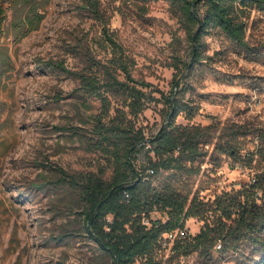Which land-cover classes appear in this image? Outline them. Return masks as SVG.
<instances>
[{
	"label": "rangeland",
	"instance_id": "1",
	"mask_svg": "<svg viewBox=\"0 0 264 264\" xmlns=\"http://www.w3.org/2000/svg\"><path fill=\"white\" fill-rule=\"evenodd\" d=\"M95 1L134 59L135 78L150 83L147 91L153 90L160 101L136 120L146 135H155L166 121L159 91L169 94L177 84L181 93L176 96L197 112L191 122L183 112L177 123L210 127L208 155L196 162L200 172L185 177L193 195L209 201L222 191L254 183L264 171V144L255 136L264 129V11L252 9L242 16L250 48L212 29L199 43L198 63L192 59L181 11L169 2L151 1L140 9L125 0ZM86 4L88 0H47L44 20L26 35L12 28V11L5 22L0 38V264H111L85 231L79 192L71 185L72 179L81 184L90 174L112 175L103 152L92 143L100 102L88 110L79 106L74 93L78 80L54 67L83 71L94 58L106 62L109 57L103 26ZM175 57L188 65L180 77L172 66ZM237 126L248 134L239 138L244 148L239 159L216 149L219 135L226 131L232 138ZM253 152V162L244 159ZM136 164L148 166L146 150ZM175 180L167 172L153 184ZM203 225L197 218L188 220L187 236L197 235ZM258 238L264 241V233ZM242 249L228 254L216 250L210 264H264L260 248L247 244ZM154 259L161 264L207 261L199 253L176 258L170 249Z\"/></svg>",
	"mask_w": 264,
	"mask_h": 264
},
{
	"label": "trees",
	"instance_id": "2",
	"mask_svg": "<svg viewBox=\"0 0 264 264\" xmlns=\"http://www.w3.org/2000/svg\"><path fill=\"white\" fill-rule=\"evenodd\" d=\"M142 9L144 4L158 0H125ZM181 11L192 42V59L201 62L199 43L212 29H219L232 42L245 49V24L242 16L252 9L264 11V0H164ZM47 0H0V38L5 34L9 11L13 12L12 28L24 35L37 30L45 18L43 8ZM98 2L88 0L86 9L101 22L102 35L109 57L106 62L94 58L89 69L70 70L55 65L78 80L74 93L79 106L92 109L99 101V112L94 115L93 131L97 135L92 143L100 149L112 168V175L90 174L83 183L72 179L78 189L85 231L107 253L111 264H161L155 255L165 249L160 245L164 234L185 228L188 220L197 218L204 222L195 236L179 238L172 252L176 258H186L199 253L207 259L200 264H210L209 258L217 250L221 254L238 253L249 244L264 251V171L250 186L240 190L222 191L214 200L205 201L194 194L187 182L189 175L200 172L196 162L208 155L211 144L210 127L178 124L183 112L191 122L197 112L185 105L176 93L179 84L169 94L159 91L167 108L165 124L148 137L137 119L154 102H160L148 92L151 84L135 78L134 59L127 53L111 31L110 19L105 20ZM145 8L143 9V11ZM198 29L196 30V28ZM172 66L180 77L188 65L175 57ZM178 80V78H177ZM185 80V79H184ZM228 138L226 131L219 135L216 149L239 159L244 148L239 142L244 134L241 126ZM264 144V129L255 133ZM228 138V139H227ZM146 150L148 166H137L139 153ZM257 152L248 153L253 162ZM264 159V150L260 152ZM153 171V174L150 173ZM169 172L176 180L153 184V179ZM161 212L166 221L143 224L145 216ZM112 217V221H108ZM264 254V253H263Z\"/></svg>",
	"mask_w": 264,
	"mask_h": 264
},
{
	"label": "built area",
	"instance_id": "3",
	"mask_svg": "<svg viewBox=\"0 0 264 264\" xmlns=\"http://www.w3.org/2000/svg\"><path fill=\"white\" fill-rule=\"evenodd\" d=\"M150 173L153 174V171L150 170ZM156 212H153L151 214V216H145L143 218V224L145 226H147L148 228L152 227L153 223L155 222H159V221H166V216H159L158 214H156ZM108 221H112V217H108ZM188 235L187 230L185 228H180L177 229L174 232H169L163 235V237L160 240V245L165 249V250H172V247L175 243V241L179 238H185ZM136 264H139V262H137Z\"/></svg>",
	"mask_w": 264,
	"mask_h": 264
}]
</instances>
